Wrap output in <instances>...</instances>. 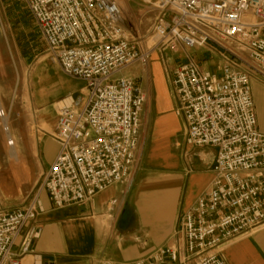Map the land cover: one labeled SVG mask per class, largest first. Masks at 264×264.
I'll use <instances>...</instances> for the list:
<instances>
[{
	"label": "built area",
	"instance_id": "1",
	"mask_svg": "<svg viewBox=\"0 0 264 264\" xmlns=\"http://www.w3.org/2000/svg\"><path fill=\"white\" fill-rule=\"evenodd\" d=\"M21 2L47 56L85 88L78 109L68 100L55 105L49 136L57 153L28 205L4 210L0 204V264L37 258L31 245L38 233L30 232L18 254L13 247L42 212L41 193L56 209L85 207L127 184L147 95L120 74L132 65L147 67L153 49H211L222 61L214 76L186 56L171 80L186 145L215 152L211 183L181 211L167 244L129 262L96 264H227L221 255L227 246L264 228V133L257 130L250 90L252 79L264 81V0H139L156 12L152 48L139 46L116 0ZM6 142L15 149L12 139Z\"/></svg>",
	"mask_w": 264,
	"mask_h": 264
},
{
	"label": "crops",
	"instance_id": "2",
	"mask_svg": "<svg viewBox=\"0 0 264 264\" xmlns=\"http://www.w3.org/2000/svg\"><path fill=\"white\" fill-rule=\"evenodd\" d=\"M139 46L144 48L143 43H140ZM186 56L194 60L199 58L196 50L177 49L174 52L171 49H153L147 67L140 64L132 65L125 68L120 74L121 78L131 80L147 95L141 115L143 127L139 132V151L147 150V163L150 167L169 172L164 177L166 181L157 188L142 185L140 190L141 195L143 193L145 196L148 195L147 190H151V195H149L151 201L143 204L139 214L159 215V220H154L153 223L146 218L141 219L144 228L150 227L151 229L148 224L151 223L156 231L154 235L145 239L147 244L151 240L152 247L149 249H157L162 246L160 244L173 231L172 224L175 222L176 212L180 214L181 211L192 206L197 197L208 189L212 178L210 166L215 156L214 150L210 148L194 149L188 146L194 150L191 159L192 171L186 180L182 201H177L176 195L184 176L181 173L180 160L174 153L172 145L176 142V136L180 135L184 124L177 114L179 107L171 92V80L172 72L184 65ZM47 58L49 57L47 56ZM48 61L43 63L45 69L42 72L46 75L45 79L49 85L45 88L33 89L27 109L30 112L32 124L36 126L40 134V136L36 135V153L40 158L43 171L48 169L57 153V145L49 136L56 127L55 105L63 100H68L78 109L83 102L85 88L83 81L65 77L50 58ZM54 67L58 68L60 72L58 75L53 73ZM203 70L208 72L204 67ZM2 73V77H5L6 60L0 57V80ZM16 74H19L18 69ZM2 83L0 81V105L8 112L9 132L15 143L17 157L22 160L24 159V142L21 114L17 113L19 118L16 121L10 109L12 101L8 97L11 90L10 88L6 89ZM250 90L257 130L262 134L264 133V81L252 79ZM183 137V142L186 144L185 133ZM153 161H157L156 164ZM117 190H119V195L115 196L114 193ZM171 197L172 204H170ZM39 199L42 204V212L36 216L34 222L27 223L22 228L21 236L13 247V252L18 254L22 241L29 236L30 232L38 233L37 240L31 245L33 255L37 258L25 256L21 264H96L100 259L101 252L105 254L106 249L100 246L97 248L89 246L87 243L89 231L94 229L97 233L112 232L115 222L121 218L120 212L124 202L121 186H113L98 194L92 200L93 202L85 207L68 206L64 209H56L48 201L45 193H41ZM169 210L174 214L171 218ZM70 212L73 213L70 214ZM168 216L170 220L166 218ZM256 244L264 253V228L227 246L221 252L222 258L227 264H264V256ZM122 247L120 246L121 253L130 256L129 260L139 256V250L142 249V247L137 248L136 246L131 248L130 245Z\"/></svg>",
	"mask_w": 264,
	"mask_h": 264
},
{
	"label": "rangeland",
	"instance_id": "3",
	"mask_svg": "<svg viewBox=\"0 0 264 264\" xmlns=\"http://www.w3.org/2000/svg\"><path fill=\"white\" fill-rule=\"evenodd\" d=\"M116 2L119 3L122 9L125 26L131 32L133 38L137 42L146 45V47L152 48L154 39L150 28L156 12H148V9L139 0H116ZM198 54L199 58L196 60L188 58L195 61L202 70L204 67L211 75L220 76L222 61L218 59L217 53L209 49L206 51L199 50ZM0 57L6 60L5 77H2V73L0 81L3 82L2 84L6 89L10 88L11 91L8 95L12 101L10 109L16 121L19 118L17 113L21 114L20 120L23 127L24 159L20 160L18 158L15 161L9 158L6 136L0 120V204L4 210H14L28 205V202L38 191L42 177L46 173L42 170L40 158L36 153V135L40 136V134L36 126L32 124L30 112L27 109L30 93L33 89L45 88L49 85L45 79L46 75L42 72L45 69L43 63L49 62V58H47L44 44L36 32L34 22L30 19L21 0H0ZM58 68H53V73L56 75L60 73ZM17 69L19 74H16ZM172 93L176 100L174 92ZM2 111L8 117V112L4 109ZM142 127L143 123L141 121ZM184 133L185 128L183 125L180 135L176 136V142L172 145L174 153L180 160L181 173L184 176L176 195L178 202L182 201L186 180L192 171L191 159L194 153L193 149L184 144ZM138 154L129 181L121 186L124 200L120 212L121 218H118L115 222L112 232L97 233L94 229L89 231L90 234L87 239L89 246L96 248L100 246L106 249L105 254L101 252L100 259L127 262L142 258L155 249H149V247H152L151 240L147 244L145 239L150 235H154L156 231L151 223H148L151 229L150 227L144 228L141 219L146 218V220L148 219L153 223L154 220H159V215L139 214L143 204L151 201L149 197L151 190H147L148 195L146 196L143 193L141 195L140 190L142 185L157 188L166 181L164 177L169 172L150 167L147 163L148 154L146 149L139 151ZM153 162L156 164L157 161ZM118 191L114 193L115 196L119 195ZM170 199V204H172V197ZM72 213L70 212V214ZM169 214L170 218L174 216L170 210ZM176 214L172 227L175 226L180 215L177 212ZM166 218L169 219V216ZM170 235L160 245L167 244ZM129 245L131 248L133 246L142 247L139 250L140 255L131 260H129L130 256L124 255L120 251V246L124 248ZM256 246L264 256L259 246L257 244Z\"/></svg>",
	"mask_w": 264,
	"mask_h": 264
},
{
	"label": "bare ground",
	"instance_id": "4",
	"mask_svg": "<svg viewBox=\"0 0 264 264\" xmlns=\"http://www.w3.org/2000/svg\"><path fill=\"white\" fill-rule=\"evenodd\" d=\"M0 112L1 113L4 112V111H2L1 105H0ZM4 114H5V112H4ZM0 120H1V123H2L3 130H4V128H8L9 129V127H8V117L6 116V114H5V116L3 118H0ZM5 136H6V139H10V140L12 139L10 132L9 133H5ZM8 154H9V158H12L15 161H17L18 157H17V154L15 152V149H9Z\"/></svg>",
	"mask_w": 264,
	"mask_h": 264
}]
</instances>
